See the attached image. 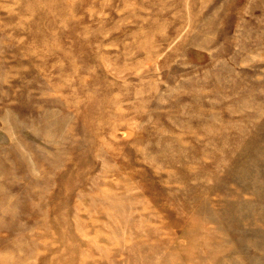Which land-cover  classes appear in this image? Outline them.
I'll list each match as a JSON object with an SVG mask.
<instances>
[{
  "label": "rangeland",
  "instance_id": "1",
  "mask_svg": "<svg viewBox=\"0 0 264 264\" xmlns=\"http://www.w3.org/2000/svg\"><path fill=\"white\" fill-rule=\"evenodd\" d=\"M0 264H264V0H0Z\"/></svg>",
  "mask_w": 264,
  "mask_h": 264
}]
</instances>
